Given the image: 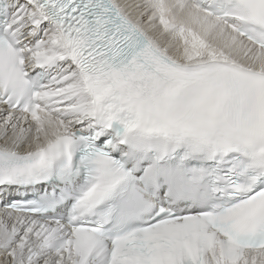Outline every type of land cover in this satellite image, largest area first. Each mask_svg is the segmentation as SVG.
<instances>
[{
	"label": "snow or ice",
	"instance_id": "1",
	"mask_svg": "<svg viewBox=\"0 0 264 264\" xmlns=\"http://www.w3.org/2000/svg\"><path fill=\"white\" fill-rule=\"evenodd\" d=\"M0 264H264V0H0Z\"/></svg>",
	"mask_w": 264,
	"mask_h": 264
}]
</instances>
